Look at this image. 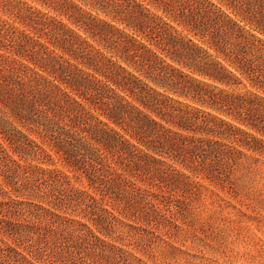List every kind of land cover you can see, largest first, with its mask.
Listing matches in <instances>:
<instances>
[{"label": "trees", "instance_id": "trees-1", "mask_svg": "<svg viewBox=\"0 0 264 264\" xmlns=\"http://www.w3.org/2000/svg\"><path fill=\"white\" fill-rule=\"evenodd\" d=\"M36 1L0 0V264H95L115 245L78 216L161 223L195 188L168 162L264 151V0Z\"/></svg>", "mask_w": 264, "mask_h": 264}, {"label": "rangeland", "instance_id": "rangeland-1", "mask_svg": "<svg viewBox=\"0 0 264 264\" xmlns=\"http://www.w3.org/2000/svg\"><path fill=\"white\" fill-rule=\"evenodd\" d=\"M17 1L48 12L36 0ZM135 1L156 10L147 0ZM0 18L13 21L2 9ZM248 131L264 141V134ZM238 149L244 156L229 178H210L168 162L186 174L195 188L192 193L163 189L172 203L169 210L162 212L165 218L161 223L129 218L107 205L120 222L114 231L106 233L94 222L78 216L102 239L115 245L110 252L95 256V264H264V151ZM57 165L73 177L76 187L93 192L84 174L73 172L58 158ZM38 263L59 264L49 260Z\"/></svg>", "mask_w": 264, "mask_h": 264}]
</instances>
